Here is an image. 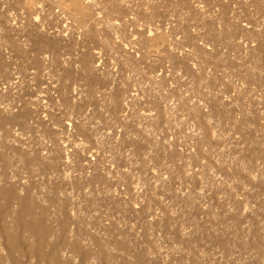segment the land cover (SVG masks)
<instances>
[{
	"label": "rangeland",
	"instance_id": "374dc122",
	"mask_svg": "<svg viewBox=\"0 0 264 264\" xmlns=\"http://www.w3.org/2000/svg\"><path fill=\"white\" fill-rule=\"evenodd\" d=\"M0 264H264V0H0Z\"/></svg>",
	"mask_w": 264,
	"mask_h": 264
},
{
	"label": "bare ground",
	"instance_id": "6f19581e",
	"mask_svg": "<svg viewBox=\"0 0 264 264\" xmlns=\"http://www.w3.org/2000/svg\"><path fill=\"white\" fill-rule=\"evenodd\" d=\"M12 244H13V246H14V240L11 241V245H12Z\"/></svg>",
	"mask_w": 264,
	"mask_h": 264
}]
</instances>
